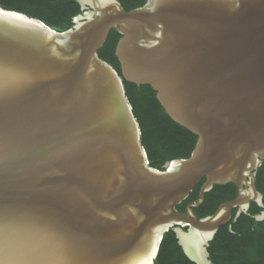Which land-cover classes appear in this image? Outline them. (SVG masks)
I'll list each match as a JSON object with an SVG mask.
<instances>
[{"label":"water","instance_id":"1","mask_svg":"<svg viewBox=\"0 0 264 264\" xmlns=\"http://www.w3.org/2000/svg\"><path fill=\"white\" fill-rule=\"evenodd\" d=\"M78 2L62 31L0 6V264H155L172 228L212 264L234 209L264 207V0ZM113 29L121 72L99 55ZM125 81L198 136L188 158L150 165ZM228 183L237 197L199 218Z\"/></svg>","mask_w":264,"mask_h":264},{"label":"trees","instance_id":"2","mask_svg":"<svg viewBox=\"0 0 264 264\" xmlns=\"http://www.w3.org/2000/svg\"><path fill=\"white\" fill-rule=\"evenodd\" d=\"M129 11L142 6L147 0H119ZM0 6L36 17L57 30H66L74 25V18L84 12L78 0H0ZM117 30H111L104 46L99 50L102 59L111 63L119 72L121 66L116 56V47L121 38ZM127 96L140 123L142 142L152 167L163 169L171 160L188 158L194 150L198 136L175 122L163 108L157 93L150 85H137L125 81ZM202 180L190 196L178 205L186 211L189 203L197 201ZM257 189L264 194V163L257 173ZM234 183L215 185L206 193L202 205L195 209L199 218L213 214L224 202L237 197ZM264 202V200H263ZM264 207L252 202L247 212L236 216L233 211L230 222L221 226L210 241L208 251L212 264H264ZM155 264H198L185 253L174 229L165 233Z\"/></svg>","mask_w":264,"mask_h":264}]
</instances>
